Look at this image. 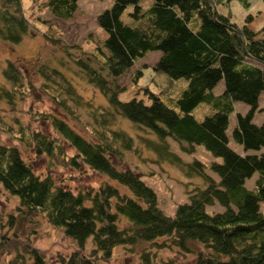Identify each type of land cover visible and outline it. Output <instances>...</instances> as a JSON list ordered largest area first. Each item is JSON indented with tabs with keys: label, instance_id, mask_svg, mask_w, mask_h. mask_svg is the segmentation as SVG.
<instances>
[{
	"label": "trees",
	"instance_id": "trees-1",
	"mask_svg": "<svg viewBox=\"0 0 264 264\" xmlns=\"http://www.w3.org/2000/svg\"><path fill=\"white\" fill-rule=\"evenodd\" d=\"M229 1L152 0L149 7L142 8L138 0H113L97 15L106 37L94 50L81 54L45 33L51 48L61 50L56 61L73 73L78 71L107 97L105 104L85 98L61 68L39 62L32 66L33 72L58 111H35L33 120L48 122L55 135L22 122L10 111L14 109L0 112V132L23 142L34 154L46 155L52 165H86L107 179L96 188L75 192L58 185L50 175L36 173L16 146L0 138V186L16 197L17 216L29 223L42 217L74 242L75 249L69 255L58 256L61 264H103L97 259L109 258L117 245L139 253L141 264H151L156 249L173 246L182 254L193 255L189 264H264V213L259 208V203H264V154L236 152L228 145L226 133L228 114L234 101L240 100L250 108L245 113L236 112L232 139L244 149L264 145V121H252L259 94L264 91V38L254 41L251 28L238 27L229 11L214 9L215 4ZM239 1L244 6L249 4V0ZM129 4L133 5L127 12L132 21L125 22L121 15ZM76 7L77 0H43L39 4L40 9L46 8L62 19L71 18ZM194 13L197 28L190 25ZM31 25L21 0H0V40L20 42L30 33ZM152 50L160 51L151 67L166 75L164 91L174 79H186L174 106L148 87L149 102L141 97L121 100L117 96L120 86L116 79ZM28 64L5 58L0 68V101L7 106L24 100L34 87L32 74L24 71ZM140 73L141 68L133 80ZM219 80L223 88L214 93ZM201 102L213 110L197 119L192 109ZM69 118L76 119L84 132ZM123 118L152 137L138 134L143 142L139 144L120 125ZM168 140L184 152L200 144L221 158L210 166L215 179L197 159L188 164L197 167L194 171L205 183L195 186L188 201L177 204L172 215L159 207L154 189L134 169L114 161L123 160L126 151L139 154L142 149H152L158 155L153 161L167 160L182 168L185 162ZM63 142L74 151L68 154ZM253 172L257 178L254 187L248 189L244 182ZM215 202L222 209L208 212L206 206ZM0 230L4 235L8 228ZM7 236L12 239L0 241V252L11 255V264H50L43 252L27 242L26 235L13 229ZM89 237L91 246L84 253Z\"/></svg>",
	"mask_w": 264,
	"mask_h": 264
},
{
	"label": "rangeland",
	"instance_id": "rangeland-1",
	"mask_svg": "<svg viewBox=\"0 0 264 264\" xmlns=\"http://www.w3.org/2000/svg\"><path fill=\"white\" fill-rule=\"evenodd\" d=\"M43 0H21L23 13L31 22V31L17 43H9L0 40V68L5 64V58L20 59L28 64L25 73L32 74L31 79L34 87H30V93L22 101H17L11 106H7L0 101V112L4 108L14 110L12 113L17 116L22 122L28 124L32 128H39L43 132L55 135L51 125L42 120L34 121L35 111H53L57 112L56 103L47 95L39 86L40 79L33 72L34 63H45L46 65H57L61 68L73 81L77 91L85 98H92L94 102L105 104L107 97L98 87L87 82L77 71L73 73L71 68L61 66L55 56L61 53L60 48H51L50 40L45 36L49 32L51 35L58 37L62 45H68L70 51L77 54L94 50V48L102 42L106 37L107 32L102 29L97 23V15L105 8L109 7L113 0H77V7L71 18H58L53 16L46 8H39L40 2ZM138 4L142 8H147L152 4V0H138ZM133 5L129 4L123 11L121 18L125 22H131V16L127 13L132 10ZM214 9L220 12H230L232 21L238 26L246 25L251 28L255 35L254 41L263 40L264 26V0H249L248 6H244L239 0H230L226 5L217 3ZM190 25L193 28L198 26V18L194 13ZM61 46L59 43L57 44ZM159 50H152L136 61L130 69L122 76L116 79L120 88L117 90V96L121 100H127L133 96L144 98L146 102L150 101L145 87L151 91L160 92L161 99L170 106H174V100L179 95L180 91L186 85V79L183 77L173 80L172 85L165 89L166 75L162 71H157L151 66L155 63ZM38 61H35L37 60ZM33 63V64H32ZM141 68V73L135 76V71ZM73 70H75L73 68ZM223 88V81L219 80L213 87L214 93H219ZM163 91V93H162ZM250 105L235 100L232 111L228 114V125L226 133L228 136V145L240 154H264V145L259 148L244 149L242 145L236 143L231 137L232 128L236 124V112L245 113L249 110ZM213 108L205 102L197 104L192 109V114L200 119L204 115L212 112ZM33 115V117H32ZM84 116L86 114L83 113ZM83 118V116H81ZM69 122L78 130L83 131V128L77 123L76 119H68ZM252 121L261 123L264 121V91L259 94L257 107L253 111ZM120 125L127 132L135 137L139 144H143L138 134L152 137L151 133L144 132L135 122L126 118L120 119ZM0 138L3 142L9 145L16 146L20 155L33 166L36 173L41 175H50L58 185L67 187L73 191L82 190L85 188H96L101 182L107 180L106 177L86 165H80L79 168H72L58 164H50L46 155L34 154L33 150L27 147L23 142L16 140L11 135L0 132ZM170 148L180 155L183 163L182 168H178L174 164H170L167 160H158V155L155 150H146L137 154L135 151H126L124 159L119 161L114 158L120 167H131L142 180L152 187L156 193L159 207L168 215L174 213L177 204L188 201V196L195 186H204L203 178L194 171L195 166H189L194 159L200 161L206 173L210 174L215 179L214 172L211 171L212 162H220L221 158L211 154L206 148L200 144H194L193 150L189 152L182 151L178 144L172 140H168ZM64 146L68 154L74 150L65 142ZM257 178V173L245 179L244 185L248 189H252ZM119 185V184H118ZM123 187L122 185H119ZM16 197L5 192L0 186V227L8 228L4 235H0V241L4 239H12L7 236L11 234L13 229L18 230L21 234L26 235L27 242L43 252L47 262L50 264H61L58 256L69 255L74 249L73 240L66 237L62 231L55 226L50 225L44 218L39 217V221L29 223L17 216L15 210ZM259 208L264 213V203H259ZM222 207L218 203L206 206L208 212L221 210ZM11 213V214H7ZM13 218H12V216ZM17 216V217H16ZM12 221V223L10 222ZM13 224V225H12ZM11 225L13 226L11 228ZM1 232V230H0ZM22 239V238H21ZM23 240V239H22ZM87 246L84 253H88L91 246V238H87L85 242ZM7 251L0 252V264H11L10 254ZM102 261L103 264H141L139 253L125 250L123 245L113 247L112 255ZM193 260L191 253L178 252L176 247H164L155 250V258L151 264H189Z\"/></svg>",
	"mask_w": 264,
	"mask_h": 264
}]
</instances>
